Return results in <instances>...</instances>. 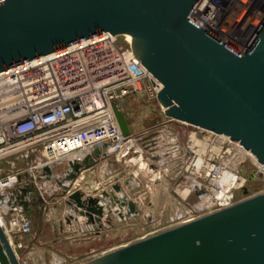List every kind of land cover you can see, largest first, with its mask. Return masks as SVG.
I'll return each instance as SVG.
<instances>
[{
	"label": "water",
	"instance_id": "water-1",
	"mask_svg": "<svg viewBox=\"0 0 264 264\" xmlns=\"http://www.w3.org/2000/svg\"><path fill=\"white\" fill-rule=\"evenodd\" d=\"M197 1L0 0V73L101 34L130 36L135 56L163 85L158 103L167 118L230 137L264 166V30L239 55L189 20ZM115 113L124 136H130L116 106ZM102 157L107 155L96 149L82 162H69L54 179L70 210L68 226L82 218L99 232L112 225L113 216L129 220L140 212L120 184L71 192ZM43 171L53 179L51 167ZM16 200L12 207L29 216L32 206L44 208L34 185ZM0 264H21L1 225ZM82 264H264V192Z\"/></svg>",
	"mask_w": 264,
	"mask_h": 264
},
{
	"label": "built area",
	"instance_id": "built-area-1",
	"mask_svg": "<svg viewBox=\"0 0 264 264\" xmlns=\"http://www.w3.org/2000/svg\"><path fill=\"white\" fill-rule=\"evenodd\" d=\"M189 20L245 55L264 30V0H198ZM162 89L135 56L132 41L109 33L0 73V225L16 254L23 248L19 240L33 233L30 216L12 207L17 195L34 185L45 203L41 190L52 180L44 168L82 162L96 149L109 157L146 155L148 182L175 181L182 199L197 194L198 203L180 215L188 217L182 224L251 196L242 193L248 183L242 167L250 161L254 177H264V166L230 137L193 126L124 136L115 106L138 95L158 101ZM77 189L83 190L76 183L71 192Z\"/></svg>",
	"mask_w": 264,
	"mask_h": 264
},
{
	"label": "rangeland",
	"instance_id": "rangeland-1",
	"mask_svg": "<svg viewBox=\"0 0 264 264\" xmlns=\"http://www.w3.org/2000/svg\"><path fill=\"white\" fill-rule=\"evenodd\" d=\"M117 109L124 114L129 128L131 127L133 132H138L135 134L159 132L166 127L176 128V130L181 128V131L193 129L190 125L184 126L170 122L158 101L150 100L144 95L124 99L117 104ZM185 140V136H181V144ZM166 145L162 146L163 149L166 148ZM162 147H159L158 150L160 151ZM123 153L118 154L116 152L110 156L114 162L111 168L117 173H115L117 175L115 180L123 189L126 187L125 181L130 183L136 177L143 182L142 186L135 191L131 190L129 193L124 191V194L132 201L138 199L137 201L140 204L139 214L129 220H121L113 216L112 220H115V223L112 221V225L105 224V226L112 227L111 234L105 232L100 243L88 241L89 243L84 247L81 244L78 245L67 240L66 238L70 235L59 231L58 223L61 221L63 226L66 223L65 217L67 216H65L67 207L64 203L62 190L58 188L57 191L51 192L49 185L53 186L54 184H43L45 186L41 192L45 199L44 206L46 209L42 210L41 213L36 211L30 217L33 223V233L24 238V248L17 250L22 264H82L93 256L102 255L105 251L119 248L143 237L177 226L188 219L187 216L180 215L187 210H191L198 203V195L193 193L188 199H182L174 192L175 181L170 183L165 180L156 183L148 182L152 175L145 166L147 156L144 155L142 159L138 155H128L121 158ZM242 171L248 178L245 187L249 192L248 194L254 196L262 193L264 191V177H254V167L250 161L246 162L242 167ZM197 181L199 182V180ZM242 193L244 195V191ZM238 195L240 198L242 194L239 193ZM3 223L6 225L4 218ZM84 235L79 239L94 238V234L85 233Z\"/></svg>",
	"mask_w": 264,
	"mask_h": 264
},
{
	"label": "crops",
	"instance_id": "crops-1",
	"mask_svg": "<svg viewBox=\"0 0 264 264\" xmlns=\"http://www.w3.org/2000/svg\"><path fill=\"white\" fill-rule=\"evenodd\" d=\"M130 130H131V134L138 133V132H133L131 127H130ZM113 163H114L113 160L109 156H107L106 158L102 157V158L98 159L96 167L94 170H88V171H85L82 173L81 177L77 181L78 182L77 186H80L81 188H83V190L87 193H91L92 190H96L97 192L98 191L100 192L102 190L107 191L108 189H111L112 185L117 184V182L115 180V178H117V175H116L117 173L114 171V169L111 168ZM67 169H68V163L58 164V165H55L51 168V173H52L51 177L53 178L52 183L54 184L53 186L51 184L49 185V188H51L50 189L51 192H55L59 188V186L54 182V179L59 178L60 176H63L64 172ZM142 184H143V182L136 177L129 183L128 186H126L124 188V191L126 193H129V191H131V190L135 191L136 189L140 188L142 186ZM56 185H57V187H56ZM35 210H36V208H35ZM36 211L39 212L38 210H36ZM36 211H34V212H36ZM69 212H70V210L67 209V212L65 211V216ZM30 217H31V215H30ZM113 223H115V220L113 221ZM58 227H59V231H61V232L63 231L64 234L70 235V237L66 238L67 240H70L72 243H76L78 245L81 244L84 247L90 241H93V242L97 241L100 243L102 241V238H103V236H102L103 233L109 232L111 234V232H112V227L111 226L109 227L107 225L105 226V228L103 230H100L98 232L97 230H95V227L86 225V219H82V218H80L79 223H73V225H71V226H68L66 223H64L62 226V223L60 221L58 223ZM85 233L94 234V238L93 239L89 238L86 240L85 239L80 240L79 238L81 236L84 237ZM76 239H79V240H76ZM19 241L22 243L23 248H24V242H23L24 238L22 240H19ZM100 248H102V247L100 246ZM112 248H114V247H112ZM17 255H18L19 260L21 262L19 254H17ZM96 256H98V255H96ZM96 256H93V257H96ZM93 257H91V258H93ZM91 258H89V259H91ZM89 259H87V260H89Z\"/></svg>",
	"mask_w": 264,
	"mask_h": 264
},
{
	"label": "bare ground",
	"instance_id": "bare-ground-1",
	"mask_svg": "<svg viewBox=\"0 0 264 264\" xmlns=\"http://www.w3.org/2000/svg\"><path fill=\"white\" fill-rule=\"evenodd\" d=\"M127 40H129V41H132V38L130 37V36H127ZM163 151V150H162ZM125 152L126 151H124V153L123 154H125ZM114 155V154H113ZM117 156V155H116ZM142 159V158H141ZM139 160V159H138ZM137 160V161H138ZM118 161V160H117ZM135 161V160H134ZM132 162V161H131ZM143 163V162H142ZM129 166V165H128ZM130 166H131V164H130ZM141 168V167H140ZM132 173V172H131ZM130 175V174H129ZM138 175V174H137ZM148 178V177H147ZM85 179V178H84ZM81 181V180H80ZM78 183V182H77ZM82 183V182H81ZM81 185V184H80ZM83 187V186H82ZM153 187H154V185H153ZM101 188V187H100ZM149 188H150V186H149ZM152 192V191H151ZM188 192H189V190L188 189H186L185 191H184V193L182 194L183 196H186L187 194H188ZM141 193V192H140ZM153 194H154V192H153ZM140 198H141V196H140ZM139 198V199H140ZM133 199V198H132ZM136 199V198H135ZM143 199H145V198H143ZM138 199H136V200H134V202L136 203V204H138V206L140 205L139 203H138V201H137ZM157 219V218H156Z\"/></svg>",
	"mask_w": 264,
	"mask_h": 264
}]
</instances>
